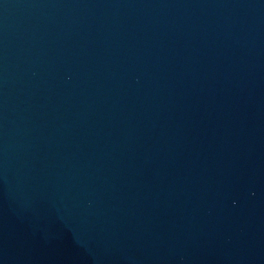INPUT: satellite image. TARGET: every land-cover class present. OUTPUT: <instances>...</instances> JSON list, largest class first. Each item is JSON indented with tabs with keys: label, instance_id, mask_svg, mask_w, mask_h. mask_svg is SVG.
<instances>
[{
	"label": "water",
	"instance_id": "water-1",
	"mask_svg": "<svg viewBox=\"0 0 264 264\" xmlns=\"http://www.w3.org/2000/svg\"><path fill=\"white\" fill-rule=\"evenodd\" d=\"M0 264H264V0H0Z\"/></svg>",
	"mask_w": 264,
	"mask_h": 264
}]
</instances>
